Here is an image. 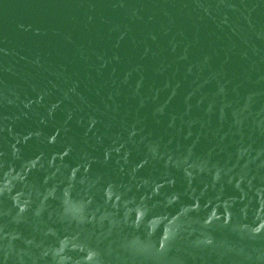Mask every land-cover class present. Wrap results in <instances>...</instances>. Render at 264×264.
<instances>
[{
    "label": "water",
    "instance_id": "95a60500",
    "mask_svg": "<svg viewBox=\"0 0 264 264\" xmlns=\"http://www.w3.org/2000/svg\"><path fill=\"white\" fill-rule=\"evenodd\" d=\"M0 264H264V0H0Z\"/></svg>",
    "mask_w": 264,
    "mask_h": 264
}]
</instances>
